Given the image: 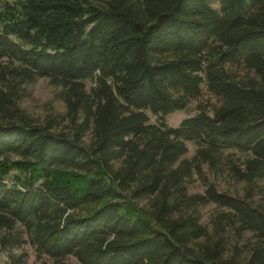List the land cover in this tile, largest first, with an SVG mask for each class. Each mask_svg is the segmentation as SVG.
<instances>
[{
	"label": "trees",
	"instance_id": "16d2710c",
	"mask_svg": "<svg viewBox=\"0 0 264 264\" xmlns=\"http://www.w3.org/2000/svg\"><path fill=\"white\" fill-rule=\"evenodd\" d=\"M43 76L65 88L69 132L16 106L17 85ZM0 83L8 264L26 241L54 264H264V0H0ZM203 89L210 103L169 126ZM227 230L251 237L228 252Z\"/></svg>",
	"mask_w": 264,
	"mask_h": 264
},
{
	"label": "rangeland",
	"instance_id": "374dc122",
	"mask_svg": "<svg viewBox=\"0 0 264 264\" xmlns=\"http://www.w3.org/2000/svg\"><path fill=\"white\" fill-rule=\"evenodd\" d=\"M13 1V0H8ZM3 64H9L7 58H3ZM96 79L88 78L82 80V85L86 91L95 85ZM2 83H0V87ZM17 91L19 98L16 101V106L19 111L25 113V115L37 120L38 122H44L49 118H56L60 122L55 128L56 131L63 130L69 132L72 129L70 124L69 115L67 114V107L64 102L65 88L62 85L54 83L49 77H38L33 82H25L17 85ZM208 93L203 89L200 96L191 99L185 108L175 110L163 118L169 126L177 127L181 120L185 117L192 116L198 112L199 107L207 105L210 101ZM210 103V102H209ZM149 121L151 123H158L160 119L159 114H153L150 111L146 112ZM80 120V118H79ZM91 139V130L88 129L83 135V141L88 144ZM187 152L182 157H191L194 153L196 145L188 141L186 142ZM205 173L210 181H212L220 191H226L234 195H243L245 191V183L232 179L227 174L214 175L208 171L205 167ZM189 193H200L204 190V185L197 176L191 180L187 186ZM142 207H147L146 200L137 201ZM222 209L217 207L214 203H208L198 207L200 214V221L206 225L210 232H212V219ZM226 246L228 252H232L235 245H242V243L251 237L249 232H246L242 238H237L230 230L225 233ZM204 241L203 238L198 240ZM11 253L14 256H19L21 253H25L22 264H54V260L45 254H38L35 247L28 241L22 244L18 248L12 249ZM9 255L6 251L0 250V264H8ZM63 264H80L73 256H66L63 259Z\"/></svg>",
	"mask_w": 264,
	"mask_h": 264
}]
</instances>
